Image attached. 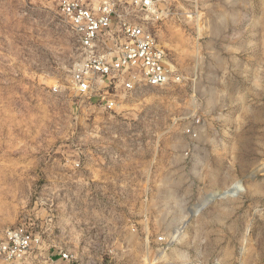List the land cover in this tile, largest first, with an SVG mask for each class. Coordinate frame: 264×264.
Segmentation results:
<instances>
[{
  "label": "rangeland",
  "instance_id": "obj_1",
  "mask_svg": "<svg viewBox=\"0 0 264 264\" xmlns=\"http://www.w3.org/2000/svg\"><path fill=\"white\" fill-rule=\"evenodd\" d=\"M161 9L181 80L106 111L57 0H0V237L38 216L73 264H264V0Z\"/></svg>",
  "mask_w": 264,
  "mask_h": 264
},
{
  "label": "built area",
  "instance_id": "obj_2",
  "mask_svg": "<svg viewBox=\"0 0 264 264\" xmlns=\"http://www.w3.org/2000/svg\"><path fill=\"white\" fill-rule=\"evenodd\" d=\"M165 0H57L59 15L77 42L79 58L71 69L74 92L102 110H113L121 95L142 87H164L181 75L149 27ZM50 218L23 219L3 230L0 264H73V252L52 248L43 224ZM161 243L165 239L160 236Z\"/></svg>",
  "mask_w": 264,
  "mask_h": 264
},
{
  "label": "bare ground",
  "instance_id": "obj_3",
  "mask_svg": "<svg viewBox=\"0 0 264 264\" xmlns=\"http://www.w3.org/2000/svg\"><path fill=\"white\" fill-rule=\"evenodd\" d=\"M205 206V205H204Z\"/></svg>",
  "mask_w": 264,
  "mask_h": 264
}]
</instances>
